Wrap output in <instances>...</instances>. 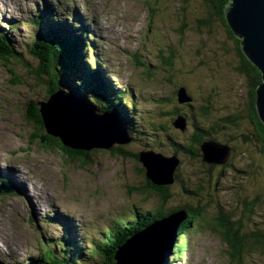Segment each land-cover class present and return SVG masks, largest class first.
Instances as JSON below:
<instances>
[{
    "label": "rangeland",
    "instance_id": "rangeland-1",
    "mask_svg": "<svg viewBox=\"0 0 264 264\" xmlns=\"http://www.w3.org/2000/svg\"><path fill=\"white\" fill-rule=\"evenodd\" d=\"M51 11L57 13L53 16L56 23L57 18L67 16L80 22L79 27L96 47L94 53H87L91 60L89 68L97 67L93 56L99 57L101 64H107L103 73L111 76L109 85L123 93L126 91L128 101H133V107L136 105L138 116L135 120L133 115L135 121L131 127L141 134L128 145L112 147L111 150H122L125 156L113 155L111 150L92 149L88 163L70 161L57 149H31L28 142L21 139L30 128L24 119L26 104L44 101L48 89L44 83L43 86L31 83L24 86L23 77L18 75L23 68L11 69L18 76L11 75L0 61V189L14 188L18 192L0 196V209L7 211L2 213L1 224L8 227L9 232L0 246V264H22L38 258L39 245L51 252V247L58 248L66 232L74 242L69 245L70 252L77 244L87 252H96L93 241L105 239L104 234L116 230L123 220L135 221V213L163 207V211L177 210V218L181 220L183 206L197 205V200L186 190L197 192L199 184H205L202 185V203L215 201L226 215L242 219L247 194L244 187L248 186L243 178L246 173L242 172L252 163L259 164V172L264 173V161L257 157L254 149L242 144L250 128V84L239 69L236 37L232 38L227 27L217 19L212 5L206 0H16L7 5L0 1V29L22 53L21 64H35L28 55V45L36 38L33 35L37 30L31 22ZM129 104L132 105L126 102L127 107ZM98 110L100 112L101 107ZM174 112L187 117L184 131L178 127L183 126L181 116L175 121L177 128L172 125ZM87 120L93 121V127L99 124L102 128L94 116H87ZM231 120L237 125L232 126ZM196 125L216 138L220 146L236 148L234 169L224 168L220 175L221 168L212 169L201 159L179 152L182 166L178 172L185 185L178 181L164 185L169 188L170 198L163 206L158 196L160 191L148 185L142 163L130 156L153 151L172 157L175 144L166 138L168 134L163 126L169 127L172 138L182 143L196 132ZM23 148H30L29 152H24ZM18 168L23 172L27 197L37 199L35 207L14 187L13 176L18 174ZM255 182L253 180L252 184L256 190ZM257 193L264 197V191ZM262 202L256 215L251 217L250 229H264V198ZM208 212V221L217 216L213 205ZM203 226L189 235L188 247L180 259H175L171 251L167 261L171 264H231L220 234L212 225ZM59 248L66 250L67 244L62 241ZM140 249L144 256L152 253L151 244ZM118 252L114 264L121 253ZM129 253L127 248L121 254L128 256ZM89 260L88 256H83L78 264ZM247 264H264V256L256 253Z\"/></svg>",
    "mask_w": 264,
    "mask_h": 264
},
{
    "label": "trees",
    "instance_id": "trees-1",
    "mask_svg": "<svg viewBox=\"0 0 264 264\" xmlns=\"http://www.w3.org/2000/svg\"><path fill=\"white\" fill-rule=\"evenodd\" d=\"M206 1L212 5L213 12L218 16V18H216L227 27L230 36L234 38L235 36L228 27L224 16L225 8L228 6L230 0ZM47 21L49 22V20ZM39 23L37 22V25L40 29L42 27V23ZM53 29L54 27H52V31L49 34L37 32L36 38L32 43H30L28 47V55H30V57L35 62L34 65L21 64L20 60H24L22 53L18 52L14 48L7 34H2L0 31V61L3 63L6 69H9V74L15 75L14 73H16V71H12L11 69L15 68L18 70V67H22L23 71L19 72L20 74L16 73V75L18 74L25 78L23 73H29L30 75L34 76L41 86H43L44 83L48 89L44 101H30L26 104L25 113H23L24 119H26V123L30 128L27 134L24 137H21V139L28 142L27 144L31 146V149L32 147L36 148L37 150L57 149L70 161L77 160L82 161L83 163H88L91 161L92 156L89 152H74L68 150L62 146L58 139H54L43 133L44 128L40 119V107L47 103L49 97L52 94L61 92L65 95L71 94L77 96L75 98L82 99L88 107L87 111L89 114L95 117H101L99 115L103 113L113 114L112 116H115V118L120 123H122L123 128L128 133L131 140L132 138L135 139V136L140 135L141 133H138L139 130H134L133 127H131L134 125L135 120L131 115L128 114L127 108L122 106L126 105L127 102V97L125 94L126 91L123 93L120 90L118 91L114 85L110 86L109 80L108 83H106L103 80V76L101 75L103 70L100 69L99 65H97L96 69H90L89 65L87 64L88 58L85 53L82 55L81 60H79V53L81 52L80 42H75L73 40V43H69V39H61L59 36H57L58 34H56ZM66 34H68V32L65 30L64 36H66ZM235 40L237 43V52L240 55L239 69H241L242 72L248 77L250 84L249 97L251 103L248 110L250 128L249 133L243 136L242 144L246 145L247 148L254 149L257 157H262L261 159L264 161V124L260 121L256 110V88L262 83L261 73L247 60V58L242 53L240 40H237L236 38ZM60 41H64V43H61ZM14 83L15 82H11V84ZM23 84L24 86H27L24 79ZM121 100L124 104L121 102ZM192 102L195 103V101ZM192 102L189 104V106L192 105ZM98 107H101L100 112H98ZM130 107L128 108H134L133 103L130 105ZM173 114V126L174 122L179 116L187 119V117L183 116L181 112H174ZM34 121L38 122V124H41L40 127L38 124L35 126ZM229 123L232 124V126L237 125L235 120H231ZM168 129L169 127L163 126V131L168 134L165 135L166 138H169V140L172 141V144H175V146H173L175 149V154L173 155L174 157H178V153L183 152L193 158L201 159L205 165L210 166L212 169L221 168L219 171L220 175H222V169L224 168H229L231 171H233L234 167L232 166V163L234 160L233 153L236 151L235 147L232 146L231 148L229 145H226L231 149V155L228 161L225 163L208 164L203 160V153L200 150V145L206 141L218 143L219 141L216 138L210 137L209 132H206L196 125V132L193 133L191 138L179 143L172 138V136L169 134L171 130L168 131ZM211 131L213 132L214 128H211ZM29 149L30 148H23L22 150L24 152H29ZM111 152L116 156H125V153L120 149H117V151L111 150L110 153ZM130 157L137 161L140 159L138 155H133ZM181 166V161H179V165L176 168L174 174V182L178 181L180 184L185 185V183H183V177H181L178 172V169L181 168ZM247 166V171L242 172L246 173V175L240 174L243 175V178L248 184L247 187H244L247 190V194L243 200L244 213L242 215L243 217H241L242 219L238 218L235 220L231 216L226 215L222 210V207L217 205L215 201L202 203L201 197H203L202 193L204 192V186L202 185L205 184H202L201 186L199 184L197 192L186 190L188 195L193 196L194 199L197 200V205L194 206L190 205L189 203L183 206L184 208L181 209V211L184 213V218L179 224V237L176 239L175 247L171 252L175 259L181 258L182 253L186 251L188 247L187 239L189 238V235H191L195 230H198L201 225L214 226V230L220 234L222 240L227 246V253L231 264H247L249 259L252 260V256L256 253H260L264 256V229L255 227H253V229L249 228V226H251L249 224L252 220L251 217L256 215V210L259 206H261V203H263L262 201L264 197L258 195L257 191H260L261 193L264 191V173L259 172L261 171L259 164L256 166L251 163L247 164ZM254 166H256V169ZM143 172H146L145 169ZM250 177H256L257 179ZM252 179L254 182L257 181L255 182V184L257 183L256 190L254 188L255 186L252 184ZM148 185L151 189L160 191L158 196L160 197V200L164 206L165 203H167V200L170 198L168 190L169 188L167 186H154L150 182H148ZM212 205L216 208L217 216L208 221V208ZM162 208L163 207L152 212H143L141 214L136 213L135 221H130L126 224V220H123L124 223H119L117 229L114 232L106 234L105 238H107V240L105 242L95 243L97 247L96 254H94L92 251L87 252L83 250L84 248H82V250H80V252L77 254L73 252V250L70 252L68 250L70 246H67L68 248L63 250L64 254L62 256H58V254H61L59 248H56L51 252L45 250L44 253H42L41 258H33L26 264H78L79 260L75 259V257L82 258L83 255L88 256L90 259L88 262H86V264H91L92 262H94L93 264H114V257L117 251L127 241V239L132 238V236L135 234L146 229L151 223L162 221L168 218L169 215H173V212L174 214H177L178 212L177 210L171 212H168V210L163 211ZM62 240L67 243L66 236H64ZM69 253L75 257H69ZM165 261L166 264H171V262L167 261V257H165Z\"/></svg>",
    "mask_w": 264,
    "mask_h": 264
},
{
    "label": "water",
    "instance_id": "water-1",
    "mask_svg": "<svg viewBox=\"0 0 264 264\" xmlns=\"http://www.w3.org/2000/svg\"><path fill=\"white\" fill-rule=\"evenodd\" d=\"M224 16L231 32L240 40L242 53L261 73L262 83L256 88V110L264 124V0H230ZM23 74L25 77L23 79L29 81L27 85L29 83L39 85L34 76L29 73ZM86 113L87 110L79 100L63 96L61 93L52 94L47 103L40 107L43 133L58 139L63 147L74 152H89L92 149L111 150L115 145L131 143L127 132L117 120L105 116L101 129L98 126L91 127L85 121ZM111 120L114 121L113 124ZM34 122L37 126L38 122ZM181 122L183 126H178L176 122L174 126L184 131L186 120L182 117ZM38 125L40 127L41 124ZM111 126L115 128L112 129ZM200 150L203 153V160L208 164H223L231 155L229 147L220 146L213 141L203 142ZM139 156V161L146 171V178L151 184L154 186L173 184L179 160L151 152L141 153ZM177 215L179 214L155 222L134 235L118 251L122 253L128 248L131 252L135 248L138 252L128 256H122L118 252L116 264H165V257L175 247V241L179 237V224L184 218V213H181L183 216L181 220H178ZM146 243L151 244L152 253L148 256L147 252L146 256L140 252L142 246L148 245Z\"/></svg>",
    "mask_w": 264,
    "mask_h": 264
},
{
    "label": "bare ground",
    "instance_id": "bare-ground-1",
    "mask_svg": "<svg viewBox=\"0 0 264 264\" xmlns=\"http://www.w3.org/2000/svg\"><path fill=\"white\" fill-rule=\"evenodd\" d=\"M0 1H2V3H3V5H7V4H12L13 2H15L16 0H12L11 2H8V0H0ZM47 1V0H46ZM50 3V2H49ZM20 4V3H19ZM73 4V3H72ZM26 7V6H25ZM48 8V7H47ZM53 10V9H52ZM65 10V9H64ZM35 14V13H34ZM7 16V15H6ZM59 16V15H58ZM49 16H47V18H48ZM31 20V19H30ZM32 23V22H31ZM41 23V22H40ZM39 23V24H40ZM1 25V24H0ZM35 26V25H34ZM54 30V29H53ZM1 34V33H0ZM3 34V33H2ZM21 34V33H20ZM37 35V34H36ZM71 33H68V34H66V36H64L63 35V33L61 32V34H58L57 36H59L61 39H65V40H67V39H69L68 41H69V43H73V40L70 38L71 37ZM61 43H64V41H60ZM88 46H89V48H90V45H89V43L87 44ZM80 46H81V52H80V55H81V58H82V55L87 51V47L86 46H84L83 45V42L81 41L80 42ZM93 49V48H92ZM100 54L102 55V52H100ZM80 57V56H79ZM81 58H80V60H81ZM101 59V58H100ZM102 60V59H101ZM103 80L106 82V83H108V79L106 78V77H103ZM71 95V94H70ZM121 102H122V100H121ZM127 102H129V103H133V101H128V99H127ZM123 103V102H122ZM124 104V103H123ZM123 107L125 106L126 108H127V110H128V114H130L131 116H132V118H133V115H134V118H135V120H136V118H137V116H138V112L137 111H135V107H136V105H135V107L134 108H132V109H130V108H128L127 107V105H122ZM135 111V112H134ZM88 112V111H87ZM137 113V114H136ZM87 114V113H86ZM113 114H110V113H103V114H100L99 116H101V117H95L96 118V120H97V122H99V123H101V126H102V124H104V118H105V116H110L111 118H113V119H115V120H117L116 118H115V116H112ZM87 116H91L92 117V115L90 114L89 115V113H88V115H86V117ZM85 121L91 126V127H93V121H91V120H86L85 119ZM118 121V120H117ZM97 122H96V124H97ZM113 122L114 121H112L111 120V123L113 124ZM70 123V122H69ZM107 124V123H106ZM122 124V123H121ZM99 124H97V126H98ZM103 127V126H102ZM110 128H112V129H114L115 128V126H111ZM114 131V130H113ZM120 146V145H119ZM121 146H124V145H121ZM39 163V162H38ZM37 163V164H38ZM18 166V165H17ZM20 166V165H19ZM22 167V166H21ZM18 170V174H14V176H13V178H14V181H15V183H14V187L20 192V196H21V194L22 195H24V197H26V199L28 200L27 202H28V204L29 205H31V206H36L37 205V199H34V198H29V197H27V195H26V185L24 184V182H23V172H22V170L21 169H17ZM27 170V169H26ZM9 174H12V173H9ZM13 175V174H12ZM7 177V176H6ZM7 178H9V177H7ZM38 186V185H37ZM2 187V186H1ZM3 190V189H2ZM33 193H35V190H34V192ZM41 197V196H40ZM7 200H9V199H7ZM6 200V201H7ZM45 201V200H44ZM11 202V201H10ZM9 205V204H8ZM29 211V210H28ZM3 212H7V211H5L3 208L2 209H0V246H1V244H3L4 242H5V240L9 237V232H8V227L7 228H5L4 226H2V224H1V216H2V213ZM61 214V213H60ZM102 221V220H101ZM59 223V222H58ZM99 224V223H98ZM100 225V224H99ZM7 244V243H6ZM138 247H139V245H137ZM138 252V249H133L128 255H133V254H135V253H137ZM6 253V252H5ZM2 258V257H1ZM10 259V258H9ZM7 260V259H6ZM19 264V263H18Z\"/></svg>",
    "mask_w": 264,
    "mask_h": 264
}]
</instances>
